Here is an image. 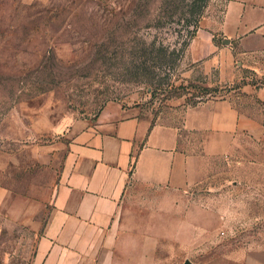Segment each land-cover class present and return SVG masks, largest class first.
<instances>
[{
  "label": "rangeland",
  "instance_id": "374dc122",
  "mask_svg": "<svg viewBox=\"0 0 264 264\" xmlns=\"http://www.w3.org/2000/svg\"><path fill=\"white\" fill-rule=\"evenodd\" d=\"M241 2L264 7L0 0V264H31L71 134L110 104L181 129L178 150L196 162L193 182L172 196L178 218L216 226L228 255L264 250V37L234 26L228 9ZM207 102L226 104L218 126L240 121L219 155H205L202 136L182 130L186 111ZM129 190V203L167 197Z\"/></svg>",
  "mask_w": 264,
  "mask_h": 264
},
{
  "label": "crops",
  "instance_id": "0c3cea01",
  "mask_svg": "<svg viewBox=\"0 0 264 264\" xmlns=\"http://www.w3.org/2000/svg\"><path fill=\"white\" fill-rule=\"evenodd\" d=\"M228 13L235 27L264 37V7L232 3ZM225 107L207 102L184 115L182 130L202 136L207 156L225 153L241 129L237 117L230 127L218 126L217 112ZM180 130L117 104L79 122L59 161L31 264H264V250L228 255L217 245L216 226L174 213L172 196L195 179L196 158L178 150ZM135 185L167 197L158 205L129 203Z\"/></svg>",
  "mask_w": 264,
  "mask_h": 264
},
{
  "label": "water",
  "instance_id": "95a60500",
  "mask_svg": "<svg viewBox=\"0 0 264 264\" xmlns=\"http://www.w3.org/2000/svg\"><path fill=\"white\" fill-rule=\"evenodd\" d=\"M183 264H191L188 260H186Z\"/></svg>",
  "mask_w": 264,
  "mask_h": 264
},
{
  "label": "trees",
  "instance_id": "16d2710c",
  "mask_svg": "<svg viewBox=\"0 0 264 264\" xmlns=\"http://www.w3.org/2000/svg\"><path fill=\"white\" fill-rule=\"evenodd\" d=\"M193 3H195V1Z\"/></svg>",
  "mask_w": 264,
  "mask_h": 264
}]
</instances>
